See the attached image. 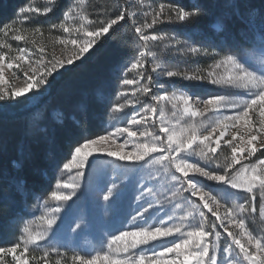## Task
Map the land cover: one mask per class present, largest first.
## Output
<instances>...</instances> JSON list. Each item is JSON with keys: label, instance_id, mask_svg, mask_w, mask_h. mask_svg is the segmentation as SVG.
I'll list each match as a JSON object with an SVG mask.
<instances>
[{"label": "snow or ice", "instance_id": "6c2138e0", "mask_svg": "<svg viewBox=\"0 0 264 264\" xmlns=\"http://www.w3.org/2000/svg\"><path fill=\"white\" fill-rule=\"evenodd\" d=\"M55 2L56 0H49L50 5ZM53 10L54 7L51 6H44L43 11L40 8L29 6L20 9V14L48 15ZM256 13L257 10L251 8L248 11V16L251 17ZM136 15V12H129L118 7L107 18L92 20L79 5L69 6L64 13L63 21L51 25V29L58 28L66 34L63 37H57L56 40L63 45H72L71 53L63 58H57L54 54L48 58L45 54V47L40 45L36 53L39 58L32 62L29 61V56L33 53L29 49L23 47L13 49L12 45L6 42L10 33L14 34L12 39L17 42L27 40L26 35L18 34L22 29L14 26L16 22L5 23L3 27H0V84L4 83L5 68L12 70L13 77H16L17 72H21L25 80L23 87L0 88V102L15 101L19 103L21 98H29V93L37 95L39 92L45 91L47 87L51 86V81L60 74L61 69L74 66L77 61L83 62V59L87 58L86 54H91L101 38L109 37L126 18L131 19L133 31L140 42L141 50L135 60L126 67V70H136L139 79L135 81L123 79L121 82L124 85H134L146 79L147 82L142 84L137 91L150 96L154 103L145 105L140 113H134L128 121L127 127H117L113 131L95 138L82 137L73 146L70 152L71 159L63 164V169L74 170L79 180H82L86 167L91 163L89 158L95 159V154L107 153L108 156L132 162L144 161L146 157H149L165 171L174 169L171 179L176 182L177 186L171 192L169 199L183 196L184 193L188 194L183 196L185 200L196 198L192 210L185 213L179 223H171L170 226H165L166 221H161L159 226L148 224L149 209L154 206L152 203H148L147 208L141 207L136 215L131 217V223L134 225L133 230L120 231L118 235L111 236L107 242L108 251L103 252L102 255L96 253L91 256L74 254L71 257L72 264H98V262L99 264H221L218 253L221 251L222 233L218 231V228L222 229L223 234H226L232 241L223 249L225 253L223 264H264V236L253 235L248 230L245 221L246 215L256 212L257 192H259L260 214L264 216V155L257 159L255 164H243L239 169L235 168V165L241 164L237 153L246 152L247 156L244 159L247 160L264 150V139L260 138L264 136V66H247L251 65L252 61L247 56L242 60L235 54H225L214 62L211 67L213 69L224 68L226 74L210 71L207 74L210 78L208 82L213 85L248 90L250 98L231 99L214 96L202 101L205 105L213 106L212 110L218 117L211 126V130H205L207 131L205 135L200 131L194 118L203 117L204 112L209 109L205 108L204 111H200L198 108L190 107L193 98L183 92L177 95L173 91L171 96L167 92L152 95L153 76L146 75L144 71L145 57L150 56L154 62V66L151 68L152 73L159 72L160 75L167 78L180 77L187 80L202 81L206 78L195 73L189 74L165 69L161 63L156 62V53L150 50V46L170 39L174 41V45H181L184 42L170 38L167 34H156L155 32L146 34L145 32L146 29H152L158 23L192 21L201 15L200 9L195 6L186 9L183 6L161 4L158 10L143 13L145 17L152 16L150 23L145 19L143 23L138 24L135 19ZM239 18L242 22L245 20L243 14H240ZM29 20L30 16L26 15L20 23H27ZM69 21L74 22L71 27L68 26ZM249 23L251 22L249 21ZM261 27L264 28V24ZM32 31L34 34L43 35L40 27H35ZM225 32L227 33V28ZM73 35L75 38H71ZM225 39L227 40V36ZM261 39L264 43V36ZM32 43L35 45L36 41L32 40ZM186 51L190 54L205 56L219 55L215 48L210 51L209 48L198 45L188 47ZM13 52L18 54L12 55ZM157 87L158 89L163 88V85ZM118 95H125V93H118ZM196 100L199 98L197 97ZM172 101H182L185 107L181 119L186 116L193 122L181 126L177 131L175 127L167 126L162 119L158 133L151 130L155 127V121L148 113L155 114L159 105V112L163 117L164 107L161 102ZM136 103H140V101L117 103L111 106L109 111L121 113L126 107L134 106ZM172 108L176 110L177 103H172ZM222 109L235 111L232 115H222ZM257 110L260 116L258 124L253 121L250 114ZM138 116L139 119H137ZM150 120L152 123H149ZM226 121H231V125L225 123ZM241 121L244 123L243 132L233 133L231 139H223L229 126L236 127ZM179 123L178 120L177 124ZM135 125H142L143 130L134 131L133 126ZM125 134L127 138L124 143L118 145V151H111L106 147L107 142L111 141L114 144L115 138L125 136ZM222 139L224 145L229 147L232 153L231 160L225 158L223 164L218 161L216 155L217 149L221 147ZM238 140L241 143H234ZM257 142L259 146H257ZM129 143L133 145L132 150L124 152L123 149ZM188 156L198 157L205 166L189 162L186 158ZM213 165H215V169L210 170ZM202 181L213 182L229 191L247 193L251 200V207L247 200L243 204H233L229 207L218 194L214 195L211 191L206 190ZM56 186L65 190L51 192V198L58 202V206L39 218L44 221L42 230L34 233L29 224H25L20 230L21 235L16 243L9 247H0V264H3L4 257L9 253L12 254L13 264H29L24 254L29 252L30 246L38 247L40 242L46 239L47 234L57 224V217L62 211L61 205H67L80 189L79 181L70 184L67 181L57 180ZM116 187L115 183L108 187L102 194V200L110 202L114 199ZM151 193L152 189L145 188L142 195ZM46 203L47 201H45ZM222 208L223 214H221ZM168 219L171 220L170 217ZM229 225L238 229L239 232L231 231ZM79 227V224L75 225V229ZM162 238H164L163 244L159 243ZM166 238L173 239L169 241ZM169 243L170 246H165ZM142 246H152L151 254H145ZM233 246L238 251L234 252ZM157 248L159 250H156ZM18 250H20L19 255H17ZM48 255L49 253L45 251L44 256ZM44 264H48L47 260ZM55 264H61V261L57 260Z\"/></svg>", "mask_w": 264, "mask_h": 264}, {"label": "rangeland", "instance_id": "374dc122", "mask_svg": "<svg viewBox=\"0 0 264 264\" xmlns=\"http://www.w3.org/2000/svg\"><path fill=\"white\" fill-rule=\"evenodd\" d=\"M41 1V0H40ZM86 0H71L69 6L79 5L82 7L84 13L89 15V8L85 5ZM184 0H118L111 12H114L118 7H122L129 12H136V22L143 23L145 19L150 23L152 16L145 17L143 13H151L153 10H158L161 4L166 6L180 4ZM234 0H187L188 3L197 4L201 11V15L198 18H194L187 23L180 22H165L154 25L152 29H146V34H167L170 38L178 39L184 43L181 45H174L173 40H166L156 45H151L150 50L156 53V62L161 63L167 70H175L187 72L189 74L195 73L206 77L204 80H187L180 77L167 78L160 75L159 72L152 73L151 68L154 66L153 58L150 56L145 57L144 71L145 74H151L153 81L151 84L152 95H160L167 92L170 96L175 91L177 95L184 93L187 96H191L193 101L190 102V107L198 108L200 111H204L205 108L209 110L204 112V116H197L194 118L195 123L199 126L200 131L203 134H207L208 130H211V126L217 120L216 113L212 110L213 106L205 105L202 101L214 96H224L231 99L250 98L248 90L241 88H234L221 85H213L208 82V72L215 71L217 74H226L224 68L213 69L211 66L216 60H219L221 56L225 54H235L242 60L244 57H248L251 61V65L247 66H264V43H262V36H264V28L261 27L263 23L253 18H245L242 22L234 21L232 18L231 8ZM42 5H37L33 8H40L43 11L44 6H51L49 0H43ZM207 6L204 9L201 6ZM29 7V6H27ZM25 7V8H27ZM67 7V8H68ZM65 9V11L67 10ZM90 12L94 16H100V13ZM30 16V19L37 18L35 14L24 13L20 15V19L14 24L15 27L22 29L18 34L27 36L26 41H15L12 39L13 33H10L6 39L7 43H10L13 49L26 48L33 54L29 56V61H35L39 58L36 53L38 52V46L45 47V54L48 58L54 54L57 58H63L70 54L72 51V45H63L56 40L57 37H63L66 34L60 29H51V25L59 24L63 21V18L55 23H47V25H37L32 27L27 23H20L23 21L24 16ZM43 16V15H41ZM91 19V18H89ZM126 23L129 28L133 25L131 19H128ZM249 21L251 23H249ZM73 21L68 22V26L71 27ZM219 25V27H216ZM40 27L43 35L34 34L33 29ZM227 28V33L225 29ZM50 33V34H49ZM227 36V40L225 37ZM135 55L125 66L117 68V74L114 79L108 82L105 88V97H101L105 101V111L103 113V119L100 120V127L96 128L97 135H105L109 131H113L115 128H124L128 126V121L132 118L134 113H140L145 105L154 103L150 96L144 95L142 92L137 91L142 84L146 83L145 80H141L139 84L124 85L123 79L138 80L139 76L136 70L127 71L126 67L135 60L141 45L137 39L135 33ZM75 38V35L73 37ZM32 40L36 41L34 45ZM167 45V46H166ZM193 45L203 46L209 48H215L219 53L217 56H205L203 54H190L186 49ZM7 51V49H4ZM183 50V51H182ZM17 55L18 53H11ZM88 54H86L87 56ZM80 62V61H77ZM27 66L25 65V68ZM70 66H67L66 70ZM199 70V71H197ZM58 76V75H57ZM56 76V77H57ZM55 77V78H56ZM52 82V81H51ZM25 84L24 77L21 72H17L16 77H13L12 70L5 68L4 83L0 84V88L12 89L23 87ZM158 85H163V88L158 89ZM101 89H104L101 88ZM118 93H125V95H118ZM102 94V93H101ZM29 98L26 100L29 102V107L37 103L40 99L45 98L41 106L46 107L47 100L50 96L49 87L45 91L39 92L37 95L28 94ZM199 100H196V98ZM140 101L134 106L126 107L121 113L110 112L111 106L117 103H125L126 101ZM14 101L10 102L13 104ZM164 107V115L161 117L158 111L155 114L148 113L152 116V120L155 121L154 130L158 133L159 124L163 119L164 123L169 127H175L179 131L181 126H186L192 123L188 117L181 119L183 108L185 107L182 101L161 102ZM172 103H177L178 108L174 110ZM2 104V102H1ZM3 104H7L4 103ZM9 104V102H8ZM235 110L222 109V115H232ZM175 113V114H174ZM51 114L54 119L60 120V113L52 110ZM253 117V121L260 120L258 110L255 113H250ZM139 119V116L137 117ZM152 120L149 123H152ZM180 121L177 124V121ZM225 123L231 125V121ZM134 131L143 130L142 125L133 126ZM244 130V123L241 121L236 127H231L226 130V135L223 139H231L233 133L240 134ZM219 129L217 130V132ZM91 137V138H95ZM127 138L121 136L116 139L113 144L111 141L107 142L106 147L111 151H118V145L124 143ZM247 137L245 136V139ZM264 139V136L260 137ZM223 139L221 140V147L217 149V159L223 164L225 158L231 160V149L224 145ZM234 143H241L236 141ZM257 146L258 142H257ZM133 145L129 143L124 149V152L132 150ZM264 155L262 152L256 153L255 156L244 159L247 153H237V157L240 158L241 164L235 165L236 169H239L243 164H255L257 159ZM71 156V155H70ZM191 163H198L200 166H205L204 162L198 157L188 156L186 157ZM71 159V158H70ZM69 159V160H70ZM90 165L86 167L85 175L82 180H79L74 170H64L62 168L55 174V181L50 189L41 194L32 193L25 187H22L23 182L18 181L16 184V191L21 196L20 202L10 200L8 202L7 210L4 215L0 217V247H9L13 243H16L18 237L21 235V229L25 224H29L33 232L41 231L44 225V221L39 218L46 212H50L58 206V202L51 198V192L64 191L65 189L57 188V180L67 181L73 183L79 181L80 189L77 195L73 197L67 205H61L62 211L57 217V224L53 227V230L49 232L46 239L40 242L37 247L35 245L30 246L29 252L24 256L28 259L29 264H44L47 260L48 264H55L57 260L61 261V264H72L71 257L74 254L91 256L96 253L108 251L107 242L111 239V236L118 235L120 231H130L134 229V225L131 223V217L136 215V212L143 208H147L148 203H152L153 208L149 209L148 215L150 219L149 225L159 226L161 221H166L165 226H170L171 223H179L180 218L185 213L192 210L193 204L196 198L191 200H185L183 196H187L184 193L183 196H177L175 199H169L172 191L175 190L176 182L172 181L171 175L174 173V169H168L165 171L159 164L154 163L152 158L146 157L144 161L132 162L120 160L118 157L108 156L107 153L95 154V159L89 158ZM69 162V161H68ZM13 166L17 163L12 161ZM215 169L213 165L210 170ZM231 171V170H230ZM178 174V173H177ZM191 175V173H190ZM205 184L206 190L211 191L214 195L218 194L223 198V201L231 207L233 204H243L245 201H249V207H251V200L247 193L236 192L235 190H226L213 182L202 181ZM116 184V194L114 199L110 202L102 200V194L112 184ZM21 186V188H20ZM145 188L152 189V193L148 195H142ZM45 201L47 203L45 204ZM159 201V203H157ZM256 212L245 216L246 226L249 231L257 237L264 236V216L260 214V200L259 192H257V199L255 201ZM223 214V208L221 209ZM171 218L169 221L168 218ZM79 224L80 227L75 229V225ZM148 226V225H145ZM231 231L239 232L229 225ZM75 229V230H73ZM218 231L222 233L220 240L221 251L218 253L221 259V264L225 257L223 249L232 243L231 239L223 234V230L218 228ZM171 241L173 238H166ZM214 239V237H213ZM178 242V241H177ZM164 243V238L159 242ZM170 246V243L165 245ZM143 252L150 255L153 250L152 246H142ZM234 252L238 251L233 246ZM156 250H159L158 248ZM47 251L49 255L44 256V252ZM20 250L17 251L19 255ZM11 253L4 257L3 264H13L11 260ZM170 258V257H169ZM99 264V262H98Z\"/></svg>", "mask_w": 264, "mask_h": 264}, {"label": "trees", "instance_id": "16d2710c", "mask_svg": "<svg viewBox=\"0 0 264 264\" xmlns=\"http://www.w3.org/2000/svg\"><path fill=\"white\" fill-rule=\"evenodd\" d=\"M42 1L0 0V27L5 23L17 22L20 9L30 5L43 6ZM70 1L56 0L51 13L38 15L28 24L34 27L60 21ZM117 2L86 0L89 18H107L115 12H111L108 6L114 8ZM179 3L186 9L198 7L187 0ZM231 3L234 21H240L239 15L243 14L245 18H253L264 24V0H234ZM90 7L100 16L91 14ZM205 7L201 6L203 9ZM251 8H255L257 13L249 17ZM127 22V19L121 22L109 37L101 38L83 62H76L52 80L46 107L41 106L45 98L30 107L25 98L13 104L0 102V217L6 213L10 200L21 201L20 194L14 188L18 181H22V187L32 193L47 192L55 181V174L71 158L70 152L76 142L82 137L97 135L96 128L100 127L106 110L105 101L101 99L105 97L103 92L108 82L116 76L117 68L127 65L135 55L134 31ZM52 110L60 113V120L53 118ZM12 161L17 163L16 166Z\"/></svg>", "mask_w": 264, "mask_h": 264}]
</instances>
